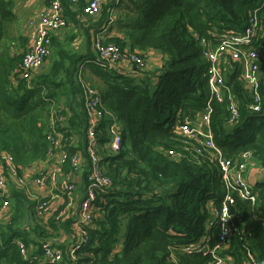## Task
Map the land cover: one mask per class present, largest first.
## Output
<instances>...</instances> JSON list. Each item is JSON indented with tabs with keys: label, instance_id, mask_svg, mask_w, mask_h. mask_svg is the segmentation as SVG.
Here are the masks:
<instances>
[{
	"label": "trees",
	"instance_id": "obj_1",
	"mask_svg": "<svg viewBox=\"0 0 264 264\" xmlns=\"http://www.w3.org/2000/svg\"><path fill=\"white\" fill-rule=\"evenodd\" d=\"M263 1L120 0L117 6L122 3L123 7L111 25L118 34L106 42L144 55L156 50L162 54L161 67L125 74L109 69L94 53L86 57L64 47L57 50L58 42L52 39L55 58L50 57L51 67L42 68L27 82L18 78L27 50L20 17L11 0H0V162L9 154L20 171L45 162L51 147L46 138L50 122L64 116L67 123L62 132L69 141V156L62 169L63 178L76 175L71 158L78 153L90 158V122L78 81L85 67V79L100 92L107 112L102 135H98L99 156L112 180L109 188L98 191L101 216L89 231V241L74 256L70 252L76 243H60L59 235H69L74 220L61 223L55 215L46 221L38 216V207L49 198L39 203L20 187L12 189L7 213L10 218L0 221V264H28L19 254L16 240L32 248L34 257L44 264L50 262L42 244L60 250L63 264H209L214 262L213 255L182 250L208 235V248L217 249L227 263L247 264L250 251L257 264H264V184H254L258 193L255 205L237 201L229 242L217 248L222 228L219 224L207 227L213 217L211 208L220 209L225 198L220 166L185 151L176 133L177 117L194 122L206 112L209 86L205 48L220 44L215 34L243 31L248 13ZM63 6L66 8V4ZM74 6L66 10L73 24L79 25V20L86 19L88 3L80 0ZM102 6L99 23L108 24L115 5ZM66 18L69 26L67 14ZM261 70V112L248 110L249 97L238 80L240 69L236 67L226 81L239 100L241 119L230 125L228 102H214L211 129L224 156L233 160L250 152L264 173V61ZM114 122L119 124L121 140L116 152L108 147ZM170 153L180 158L174 159ZM89 160L82 167L85 190Z\"/></svg>",
	"mask_w": 264,
	"mask_h": 264
},
{
	"label": "built area",
	"instance_id": "obj_2",
	"mask_svg": "<svg viewBox=\"0 0 264 264\" xmlns=\"http://www.w3.org/2000/svg\"><path fill=\"white\" fill-rule=\"evenodd\" d=\"M79 1L71 0L75 5ZM87 3L88 6L85 7L84 12L86 17H96L103 10V4L111 3L117 6L120 0H87ZM116 6L111 8L110 21L108 24L106 23V29L93 33L92 47L109 69L121 71L122 67H131L134 71H145L148 64H146L147 61L143 53L122 49L114 43L106 42L109 37L105 32L113 22L112 14ZM66 24L65 11L59 1H52L30 22L33 32L29 37L30 44L27 46L19 65V79L30 82L43 68L52 54L53 36L65 28ZM215 36H219L220 44L208 46L203 52V56L208 62L207 71L205 72L209 86L206 112L195 118L194 122L188 118L181 119L177 117L176 133L182 138L185 151L195 154L198 158L211 159L212 162H217L220 166L225 198L220 209L211 208L213 217L209 220L207 229L213 228L217 224L221 226L223 231L222 240L217 247L221 248L229 242L231 227L233 226L231 211L234 210L237 201L242 200L252 206L258 202V193L254 189L256 182L251 180L250 174L258 165L254 161V155L250 152H244L239 158L232 160L224 156L221 150L217 148L211 129L212 106L214 102L220 104L228 102L229 124L236 125L239 123L241 119L240 103L226 81L228 74H231L238 67L240 69L238 80L249 97L248 110L258 113L263 108L261 65L264 61V1L248 13L247 27L243 31L230 30L219 35L215 34ZM118 64L121 66L119 67ZM78 81L83 89L85 109L90 122L87 129V153L90 156V173L85 199L79 208H76L77 186L71 184L69 180L65 179L60 182L59 179L69 156V141L65 133L62 132L64 124L67 123V119L64 121V116L52 119V122H50L51 128L46 135L51 147L45 163H50L51 167L41 170L33 178L34 184L38 188H45L50 184L52 186L51 195L56 190L62 193L64 197H68L65 205L57 209L53 207L52 199L42 202L38 207V216L49 220V216L54 217L56 215L57 220L61 223H65L68 219L74 220L71 230L73 229L75 234L74 242L76 244L70 252L72 256L76 255V252L89 241V231L95 227V221L101 216V209L97 204L98 191L109 188L112 184L111 178L107 176L101 166L99 156L101 147L98 135H102L101 128L107 112L103 107L100 92L87 82L82 70L78 74ZM119 129L117 122L110 126V134L113 136L111 138L112 143L108 147L113 152L120 150ZM169 156L174 159L180 158L178 154L170 153ZM83 157L81 153H78L71 158L75 172L82 169ZM19 171L16 161L11 155L3 156L0 162V221L10 218L7 214L11 204L9 199L12 190L10 179L16 178L22 185L27 183ZM210 242L211 237L208 235L198 244L186 245L182 250L187 254L206 253L213 255L214 262L209 264H230L217 254V249L208 248L207 244ZM16 243L23 261L28 264H44L38 262V258L32 254V248L29 247L28 249L22 240H16ZM42 252L50 264L64 263L62 252L54 248L52 244H42ZM72 264L77 263L73 262ZM247 264H257V258L250 251L247 254Z\"/></svg>",
	"mask_w": 264,
	"mask_h": 264
},
{
	"label": "crops",
	"instance_id": "obj_3",
	"mask_svg": "<svg viewBox=\"0 0 264 264\" xmlns=\"http://www.w3.org/2000/svg\"><path fill=\"white\" fill-rule=\"evenodd\" d=\"M11 1L13 3L14 11H16L18 16L20 17V21H21L20 30L22 31L23 40L24 39L27 40L26 47L30 44L29 37L31 33L33 32L30 22L34 18H36L39 15V13L42 11V9L47 7L52 1H59L61 6L63 7V10L65 11V16L67 14L68 20H71V22L69 21V24H68L69 26H66L60 32L56 33L53 36V39H55V41L58 40L57 50L61 47H64L65 49H70L75 54L88 57L90 54H93L95 52L92 47L93 33L98 32V30L104 31L106 29L105 26H107L106 24L107 22L104 24H101V22L99 23V21L101 20L102 14H98V16L96 17H86L85 21L79 20V23H78L79 25L77 24L74 25L72 21L71 13H68V11L66 10L67 7L76 8L74 6L75 4H73L71 0H11ZM64 4H66V8L63 6ZM117 11L119 10L115 9V11L112 14L113 20L118 15ZM111 25L107 27V30L105 32L107 36L109 37V40L112 39L116 35L115 34L116 27L112 29ZM68 33H73V34H68ZM65 35L68 38L65 39L64 37V40H63L62 37ZM73 40L75 41L71 44ZM66 41L69 43L66 44ZM52 49H53V44H52ZM94 54H96V52ZM144 56L147 61L146 64H148L147 70L155 71L157 68L163 65L162 64V54L156 50L148 51L145 53ZM118 66L120 67L121 65L118 64ZM120 70L124 72L125 74L134 73V69H132L131 67H122ZM83 159H84V164H83V168H84L89 159H86L84 157ZM50 167H51L50 163L40 162V163H36V164L30 165V166H27L26 168L21 169L20 174L24 179H26L27 183L25 185H22L19 182V180H17L16 178H11L10 179L11 189H14L17 186L20 187L22 189L20 191L24 192L25 194L29 196V198L37 202H40L47 198L52 199V204L55 209L61 206H64L66 202V197H64L62 193L56 190H54L53 195H51L50 190L52 186L50 184H48L45 188H38L34 184L33 178L37 175L38 171L46 169V168H50ZM89 168H90V160H89ZM82 170L77 172V174L79 173L78 176L73 177L72 175L71 176L67 175L69 179L65 178L66 180H69L70 182H74L77 186L76 195L78 199L76 200V208H79L81 203L84 201L85 195H86V190L83 189L84 170L83 172ZM250 174H251V180L255 182H260L264 179V173L260 167L253 169L250 172ZM59 179H60V182L65 180L63 178V171ZM51 218L53 217H50V216L48 217L49 220ZM59 235L61 238L60 243L69 242L68 245L73 244L74 239L76 238L73 232V229L69 231V235H67V233L65 232L60 233Z\"/></svg>",
	"mask_w": 264,
	"mask_h": 264
},
{
	"label": "rangeland",
	"instance_id": "obj_4",
	"mask_svg": "<svg viewBox=\"0 0 264 264\" xmlns=\"http://www.w3.org/2000/svg\"><path fill=\"white\" fill-rule=\"evenodd\" d=\"M122 2H126V0H122ZM121 6L119 7V6H117V8L116 9H118L119 11L118 12H120L121 11V8L123 7V5H122V3L120 4ZM119 7V8H118ZM68 34H73V33H68ZM115 34L117 35L118 34V32H116L115 31ZM64 37H65V39L66 38H68V37H66V35L65 36H63L62 37V39L64 40ZM58 41V40H57ZM75 40H73L72 42H71V44L74 42ZM69 42H67L66 41V44H68ZM73 46V45H72ZM71 47V46H70ZM70 50V49H69ZM95 53V52H94ZM51 56L53 57V58H55V48H53L52 49V54H51ZM50 56V57H51ZM50 57H49V61H47V63H45L44 64V67L43 68H46L45 70H47V69H49L50 67H51V63H52V61H51V59H50ZM83 69V74H84V76H85V78H86V70H85V67L84 68H82ZM138 71V70H137ZM87 76H88V74H87ZM73 141H74V143H78V141H76V139H73ZM38 172H41V170H39ZM79 175V173L77 174L76 173V175L75 176H78ZM40 197V196H39Z\"/></svg>",
	"mask_w": 264,
	"mask_h": 264
},
{
	"label": "water",
	"instance_id": "obj_5",
	"mask_svg": "<svg viewBox=\"0 0 264 264\" xmlns=\"http://www.w3.org/2000/svg\"><path fill=\"white\" fill-rule=\"evenodd\" d=\"M230 82H232L231 80H229ZM260 183L264 184V179L262 181H260ZM232 215H234L235 212H233V210L231 211Z\"/></svg>",
	"mask_w": 264,
	"mask_h": 264
}]
</instances>
